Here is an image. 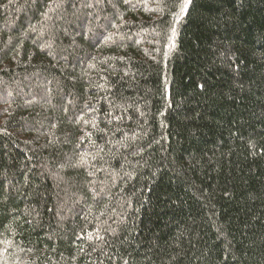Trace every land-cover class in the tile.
I'll return each mask as SVG.
<instances>
[{
    "label": "trees",
    "instance_id": "trees-1",
    "mask_svg": "<svg viewBox=\"0 0 264 264\" xmlns=\"http://www.w3.org/2000/svg\"><path fill=\"white\" fill-rule=\"evenodd\" d=\"M6 91L0 264H264V0H0Z\"/></svg>",
    "mask_w": 264,
    "mask_h": 264
},
{
    "label": "rangeland",
    "instance_id": "rangeland-1",
    "mask_svg": "<svg viewBox=\"0 0 264 264\" xmlns=\"http://www.w3.org/2000/svg\"><path fill=\"white\" fill-rule=\"evenodd\" d=\"M186 3H187V0H184ZM96 22L98 24H96L98 27H103L105 24H107L109 22V18L108 16H105V17H101V19H97ZM5 94V95H4ZM4 96H9V93H7V91L3 94H0V97H4Z\"/></svg>",
    "mask_w": 264,
    "mask_h": 264
},
{
    "label": "snow or ice",
    "instance_id": "snow-or-ice-1",
    "mask_svg": "<svg viewBox=\"0 0 264 264\" xmlns=\"http://www.w3.org/2000/svg\"><path fill=\"white\" fill-rule=\"evenodd\" d=\"M185 10V6H181V11H184Z\"/></svg>",
    "mask_w": 264,
    "mask_h": 264
}]
</instances>
